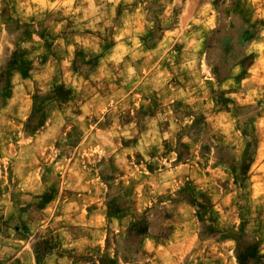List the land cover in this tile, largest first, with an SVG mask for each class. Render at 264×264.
Returning <instances> with one entry per match:
<instances>
[{
  "label": "rangeland",
  "instance_id": "obj_1",
  "mask_svg": "<svg viewBox=\"0 0 264 264\" xmlns=\"http://www.w3.org/2000/svg\"><path fill=\"white\" fill-rule=\"evenodd\" d=\"M260 5L0 0V264H264Z\"/></svg>",
  "mask_w": 264,
  "mask_h": 264
},
{
  "label": "crops",
  "instance_id": "obj_2",
  "mask_svg": "<svg viewBox=\"0 0 264 264\" xmlns=\"http://www.w3.org/2000/svg\"><path fill=\"white\" fill-rule=\"evenodd\" d=\"M260 3H261V5H260L261 16H262V18H264V0H260ZM263 21H264V20H262V23H264ZM262 99H263V100H262V104H261V109L264 110V97H263ZM255 147H256V149H257V146H255ZM256 149H255V150H256ZM253 163H254V162H250V165H249V168H248V169L251 168V166L253 165ZM246 180H247V177H246Z\"/></svg>",
  "mask_w": 264,
  "mask_h": 264
}]
</instances>
